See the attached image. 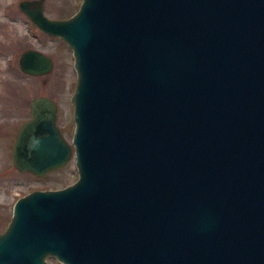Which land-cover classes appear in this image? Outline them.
<instances>
[{
    "label": "water",
    "instance_id": "95a60500",
    "mask_svg": "<svg viewBox=\"0 0 264 264\" xmlns=\"http://www.w3.org/2000/svg\"><path fill=\"white\" fill-rule=\"evenodd\" d=\"M79 2H16L72 56L77 179L14 199L0 264H264V0ZM27 107L8 157L36 177L71 149L52 98Z\"/></svg>",
    "mask_w": 264,
    "mask_h": 264
},
{
    "label": "rangeland",
    "instance_id": "374dc122",
    "mask_svg": "<svg viewBox=\"0 0 264 264\" xmlns=\"http://www.w3.org/2000/svg\"><path fill=\"white\" fill-rule=\"evenodd\" d=\"M16 0H0V231L8 223L13 199L29 189L60 188L75 179L72 157L71 130H73L69 92L73 90L71 54L58 37L40 33L30 25L27 17L18 12ZM79 0H42V11L48 18L70 16ZM36 49L50 57L52 68L44 75L30 76L20 72L17 55L24 49ZM35 95L49 96L56 106L55 126L71 149L67 162L59 169L34 176L12 167L8 154L19 123L28 117L27 102ZM50 264H61L49 256Z\"/></svg>",
    "mask_w": 264,
    "mask_h": 264
}]
</instances>
